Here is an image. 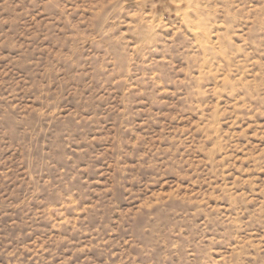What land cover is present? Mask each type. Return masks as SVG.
Wrapping results in <instances>:
<instances>
[{"label":"rangeland","instance_id":"obj_1","mask_svg":"<svg viewBox=\"0 0 264 264\" xmlns=\"http://www.w3.org/2000/svg\"><path fill=\"white\" fill-rule=\"evenodd\" d=\"M0 264H264V0H0Z\"/></svg>","mask_w":264,"mask_h":264}]
</instances>
